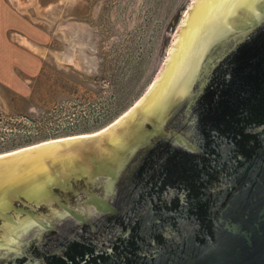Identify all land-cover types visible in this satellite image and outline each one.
Instances as JSON below:
<instances>
[{
    "label": "water",
    "instance_id": "1",
    "mask_svg": "<svg viewBox=\"0 0 264 264\" xmlns=\"http://www.w3.org/2000/svg\"><path fill=\"white\" fill-rule=\"evenodd\" d=\"M0 264H264V0H193L118 121L1 152Z\"/></svg>",
    "mask_w": 264,
    "mask_h": 264
},
{
    "label": "rangeland",
    "instance_id": "2",
    "mask_svg": "<svg viewBox=\"0 0 264 264\" xmlns=\"http://www.w3.org/2000/svg\"><path fill=\"white\" fill-rule=\"evenodd\" d=\"M7 1L40 20L42 35L30 40L43 48L38 74L21 69L15 86L0 82V153L53 129L56 138L96 132L128 113L155 81L193 0H56L41 18L33 0Z\"/></svg>",
    "mask_w": 264,
    "mask_h": 264
},
{
    "label": "crops",
    "instance_id": "3",
    "mask_svg": "<svg viewBox=\"0 0 264 264\" xmlns=\"http://www.w3.org/2000/svg\"><path fill=\"white\" fill-rule=\"evenodd\" d=\"M33 1L31 9L40 18L46 15L45 12L48 11V6L58 4L56 0L55 2L51 0ZM63 1L60 0L59 3L62 4ZM62 14L64 13L62 12ZM26 19L21 14H17L7 0H0V82L7 86L8 84L15 86V78H20L18 72L21 69L26 70L29 73L28 76L31 77L38 74L42 67V60L36 53L43 46L30 39H40L43 28L39 24V19L34 23ZM81 19L90 23L89 17L85 14ZM24 45L28 47L27 51ZM22 80V84L17 83L16 87L24 86L26 79L23 78Z\"/></svg>",
    "mask_w": 264,
    "mask_h": 264
},
{
    "label": "trees",
    "instance_id": "4",
    "mask_svg": "<svg viewBox=\"0 0 264 264\" xmlns=\"http://www.w3.org/2000/svg\"><path fill=\"white\" fill-rule=\"evenodd\" d=\"M113 117L103 121L104 123H102L101 125L107 124L110 120L112 121ZM73 132H75V130H72V129L69 128L67 131H63L61 134L66 135V134L73 133ZM56 137H58L57 133H51V134L43 133V134H40V135H37V136H35L33 138L28 139L27 141H25V144L26 143L33 144V143H36L35 141H42V140H47V139L56 138ZM27 145H29V144H27Z\"/></svg>",
    "mask_w": 264,
    "mask_h": 264
},
{
    "label": "built area",
    "instance_id": "5",
    "mask_svg": "<svg viewBox=\"0 0 264 264\" xmlns=\"http://www.w3.org/2000/svg\"><path fill=\"white\" fill-rule=\"evenodd\" d=\"M59 132V129H53L52 131L49 132L50 133H58Z\"/></svg>",
    "mask_w": 264,
    "mask_h": 264
},
{
    "label": "bare ground",
    "instance_id": "6",
    "mask_svg": "<svg viewBox=\"0 0 264 264\" xmlns=\"http://www.w3.org/2000/svg\"><path fill=\"white\" fill-rule=\"evenodd\" d=\"M151 86H152V85H151ZM151 86L149 87V90H150ZM147 92H148V91H147ZM143 97H144V96H143ZM141 99H142V98H141ZM141 99H140V100H141ZM140 100L137 101L136 105L139 104ZM127 112H128V111H127ZM116 121H118V119H117ZM86 135H88V134H86Z\"/></svg>",
    "mask_w": 264,
    "mask_h": 264
}]
</instances>
